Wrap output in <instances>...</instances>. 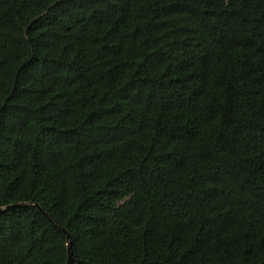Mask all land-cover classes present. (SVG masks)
Returning <instances> with one entry per match:
<instances>
[{
    "label": "trees",
    "instance_id": "16d2710c",
    "mask_svg": "<svg viewBox=\"0 0 264 264\" xmlns=\"http://www.w3.org/2000/svg\"><path fill=\"white\" fill-rule=\"evenodd\" d=\"M16 203L0 264H264V0H0Z\"/></svg>",
    "mask_w": 264,
    "mask_h": 264
},
{
    "label": "water",
    "instance_id": "95a60500",
    "mask_svg": "<svg viewBox=\"0 0 264 264\" xmlns=\"http://www.w3.org/2000/svg\"><path fill=\"white\" fill-rule=\"evenodd\" d=\"M29 205V203H16V204H11V205H8L4 208H0V212H4V211H7V210H11V209H16V208H21V207H25ZM39 209H41L39 206H38ZM62 231L64 232V234L66 235V239H67V250H68V259H67V264H71L72 261H73V255H72V250H71V240H70V235L69 233L62 228Z\"/></svg>",
    "mask_w": 264,
    "mask_h": 264
}]
</instances>
